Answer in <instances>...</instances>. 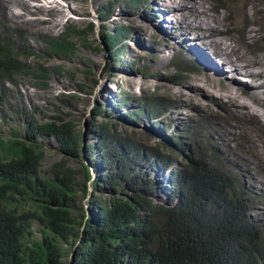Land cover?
I'll return each instance as SVG.
<instances>
[{
	"label": "trees",
	"instance_id": "obj_1",
	"mask_svg": "<svg viewBox=\"0 0 264 264\" xmlns=\"http://www.w3.org/2000/svg\"><path fill=\"white\" fill-rule=\"evenodd\" d=\"M5 25L12 31L0 32V110L7 119L6 81L30 75L36 85L48 86L50 67L29 61L31 56L66 57L78 44L89 43L86 28L69 27L44 35L41 55L29 49L23 57L16 43L22 30ZM125 32L120 27L104 39L117 43ZM78 89L86 92L81 85ZM146 97L138 112L157 119L169 110L158 102L161 96ZM109 125L106 121L92 128L99 137L88 143L75 122L57 116L31 120L24 136L0 129V264H264V224L252 217L255 192L212 134L196 136L200 150L181 135L165 140V150L150 151L133 140L135 135H120ZM190 129L186 125L185 133ZM43 135L53 136L62 153L51 165V175L41 173L46 152L38 137ZM82 153L104 169L92 180L89 213L82 202L90 195L89 165L82 161L86 178L81 183L79 170L70 164ZM178 156L179 166L161 176ZM169 179V199L156 202L155 194ZM35 221L41 237H33Z\"/></svg>",
	"mask_w": 264,
	"mask_h": 264
},
{
	"label": "rangeland",
	"instance_id": "obj_2",
	"mask_svg": "<svg viewBox=\"0 0 264 264\" xmlns=\"http://www.w3.org/2000/svg\"><path fill=\"white\" fill-rule=\"evenodd\" d=\"M2 1L0 32H12L7 30L5 21L22 30L23 35L16 43L23 50V57L29 49L41 55L43 36L59 34L69 27L86 28L89 43L78 44L76 52L66 57L31 56L29 61L40 60L50 67L48 86L44 88L36 85L30 75H16L15 82H5L8 87V97L4 102L7 119L0 110V129L4 134L10 135L17 130L24 136L31 120L42 121L49 116H57L75 122L80 132L84 133L85 143H88L96 142L99 137V134L91 133V129L109 121L110 130L116 129L120 135L133 134L136 136L134 141L145 143L152 151L151 147L165 150V140L172 142L173 136L181 135L193 149L200 150L196 136L206 131L217 139L226 159H232L230 162L242 170L244 180L256 196L252 217L264 224V122L248 114L245 108H236L232 100L222 97L223 102H220L218 95L223 92L221 82L228 79L226 84L231 85L234 81L221 61L213 57L205 45L197 42L198 36L192 26L194 21L189 18L193 16L189 13L191 4L197 2L218 20L220 27L229 28L227 42L239 48V52L232 53L233 62H239V71H243L236 72L237 76H234L238 84L237 95L264 112L263 100L253 97L255 92L251 94L250 84L253 81L244 73L246 69L243 67H256L258 63L255 61L264 66V0ZM36 2L40 3V8L63 5L62 8L70 15L69 19H56L52 11L43 13L40 8L36 9ZM9 7L20 10L21 15H17L16 11L14 18L11 17ZM43 16L48 18L44 22L40 18ZM199 16L202 19L206 17L205 14ZM120 27H125L126 32L119 42H106L104 36ZM162 52L165 54L162 55ZM217 70L222 73L218 74ZM196 84L204 86L200 89L191 87ZM79 85L86 92H81ZM148 94L161 96L158 102L162 106L168 105L169 110L157 119L138 112L139 101L145 103ZM189 124L190 132L185 133ZM38 138L46 152L41 173L51 175V165L62 156L59 144L51 135ZM96 157L97 153L92 158ZM83 160L87 161L92 174L88 181L90 195L82 198L89 213L92 180L104 169L101 171L83 153L80 157L71 158L70 164L79 170L81 183L86 178L82 170ZM181 160L182 157L178 156L173 170ZM236 161L241 165H237ZM158 171L152 175L153 178ZM171 172L167 169L160 174L163 176ZM81 188L82 185L79 190ZM171 189V179L164 181L155 194V201H167ZM32 227L33 237H41L37 221ZM70 252L74 251L71 249ZM70 259V256L66 257L67 261Z\"/></svg>",
	"mask_w": 264,
	"mask_h": 264
},
{
	"label": "bare ground",
	"instance_id": "obj_3",
	"mask_svg": "<svg viewBox=\"0 0 264 264\" xmlns=\"http://www.w3.org/2000/svg\"><path fill=\"white\" fill-rule=\"evenodd\" d=\"M0 2H3V1L0 0ZM9 2H11V1L9 0ZM17 4H19V3H17ZM27 4H29V3H27ZM39 4L40 3H37L35 5L36 9L40 8ZM27 6H29V5H27ZM62 7H63V5H60L58 8L43 7V8H40V9L42 10L43 13L52 11V13L55 15L56 19H61V18L69 19V16H70L69 13L66 12L65 8H62ZM69 7H70V5H69ZM13 8L12 7L8 8L9 15L14 18V15L16 14V11H17V15L20 16L21 15V11L20 10H16L15 11ZM63 9H64V11H63ZM189 13H190V15L191 14L193 15L192 17H189V18H190V20L194 21V24L192 26L194 28L193 31L195 32L196 36H198L197 42L200 43V44L205 45L211 51V53L213 54V57H216V58H218L221 61L223 67L227 68L230 71V73H229V75L231 76L230 79H232L234 81L233 83H231V85H227L228 84L227 83L228 79H226V81H222L221 82L222 86L220 88L223 89L222 90L223 92L221 91L222 93H220L218 95L219 97H221V99H220L221 101L220 102L221 103L223 102V98L226 99V100H232V101L235 102L234 105L236 106V108H238L239 110L242 109V108H245V110L247 111L248 114H250L252 116H255L257 118V120H259V121L261 120V122L263 120V122H264V112H261V109L260 110L258 109L259 107L256 108L254 106L253 107L250 106L249 104H247L248 102L246 103L242 99L241 96L237 95V93H238V88H237L238 84H237V80L234 79V76H237V73H240V72H243V71L242 70L239 71L240 70L239 62H238V64L233 62L234 58L232 57V53L237 51V50L239 52V48L230 45L229 43H231V42H227V39H229V37L227 36V32L229 31V28L220 27L218 25L219 22H217L218 20H216L215 18L211 17L208 14V11L205 8H202V5H200V4L198 5L197 2H193L191 4V8H190ZM199 14H202V15L205 14L206 17L204 19H202L199 16ZM40 18L43 20V22H44V20L48 19L47 17H44V16L40 17ZM51 21H53V20H51ZM51 24H53V22L50 23V26H51ZM228 41H230V40H228ZM235 45H237V44H235ZM161 54L164 55L165 53L162 52ZM255 63H258V65L256 67L254 66L255 68L253 66H249V67L246 66L247 68L245 66H243L246 69V71L244 70L245 71L244 73H246L247 75L251 76V78H252L253 82L250 84V86L252 88L251 94L255 92V94H254L255 96H253V97H257L258 100H260V99L263 100V102L261 104L264 106V66H262L259 61H255ZM248 64H250V63H248ZM215 72H217L218 74L222 73L219 70H217ZM218 77H220V76L218 75ZM223 78H226V77H223ZM202 86H204V84H200V85L196 84V85H193L191 87L200 89V88H202ZM239 89H241V87ZM220 95H222V96H220ZM227 104H230V103H227ZM243 111H244V109H243ZM251 119H252V117H251Z\"/></svg>",
	"mask_w": 264,
	"mask_h": 264
},
{
	"label": "clouds",
	"instance_id": "obj_4",
	"mask_svg": "<svg viewBox=\"0 0 264 264\" xmlns=\"http://www.w3.org/2000/svg\"><path fill=\"white\" fill-rule=\"evenodd\" d=\"M181 72H182V71H181ZM181 72H180V73H181ZM173 168H174V167H173ZM173 168H171V170H170V171H172V170H173Z\"/></svg>",
	"mask_w": 264,
	"mask_h": 264
}]
</instances>
